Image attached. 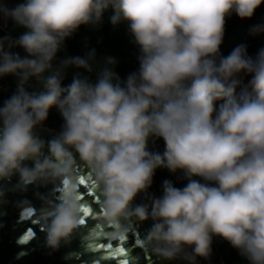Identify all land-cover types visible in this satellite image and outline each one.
<instances>
[{"label": "clouds", "instance_id": "9594fccd", "mask_svg": "<svg viewBox=\"0 0 264 264\" xmlns=\"http://www.w3.org/2000/svg\"><path fill=\"white\" fill-rule=\"evenodd\" d=\"M262 3L26 0L12 9L0 4V14L26 29L14 42L0 39V76L19 81L17 93L0 107V181L18 175L21 190L53 185L39 215L28 202L21 212L36 217L32 222L46 234L50 249L68 242L94 212L98 224L83 237L87 251L98 226L113 229L110 239L125 241L137 222L151 218L152 227L137 245L158 259H176L185 246L193 249L186 259L207 258L216 235L250 264H264V49L254 59L244 46L219 57L226 17L234 12L251 18ZM110 8L113 27L127 25L140 46L138 72L122 86L110 67L115 61L107 58L94 84L77 76L62 87L65 68L91 71L95 57L92 52L65 59L53 69L65 38L81 25L98 26ZM252 31L264 32V25ZM14 45L28 56L13 53ZM242 72L252 75L251 92L237 97ZM30 78L40 90H25ZM217 101H223L218 109ZM52 107L63 124L46 142L36 130ZM150 136L163 138V154L147 150ZM158 168L183 170L189 182L181 189L165 181L150 211L147 205L133 206ZM82 186L97 194L96 209L86 206ZM23 242L25 237L18 241ZM135 259L129 254L125 262Z\"/></svg>", "mask_w": 264, "mask_h": 264}, {"label": "trees", "instance_id": "16d2710c", "mask_svg": "<svg viewBox=\"0 0 264 264\" xmlns=\"http://www.w3.org/2000/svg\"><path fill=\"white\" fill-rule=\"evenodd\" d=\"M26 0H0V4L8 9L15 8L17 5L25 3ZM114 14L110 8L102 14L101 23L98 26L81 25L70 37L65 38L63 45L58 50L52 61L53 69L60 66L65 59L74 57L85 58L94 52L95 57L90 60L91 71L84 68H77L69 65L63 70L61 86L68 87L74 77L86 78L90 83H95L105 66L107 58H112L115 63L110 67L119 78L121 85L126 83L127 77L139 70L138 57L140 55V46L135 43L133 37L127 30V25L120 24L113 27L110 17ZM257 25H264V3H262L254 12L251 18L241 19L234 12L225 19V29L222 43L219 47V57H227L235 48L244 46L247 55L253 59L258 52L264 49V32L254 34L252 29ZM25 28L17 25L11 18H5L0 14V39L10 38L12 42L16 41L24 32ZM5 50H8L7 44ZM13 53L19 54L25 58L28 54L22 47L14 45L10 49ZM219 63V58L217 59ZM46 73L45 75H48ZM239 84L235 90V95L239 97L251 85L252 75L241 73L238 77ZM18 77L15 75L0 76V107L4 102L11 98L18 90ZM25 90L29 93L40 90V85L35 78H30L25 84ZM223 101H217L215 107L218 109ZM63 124V118L56 107L49 110L48 119L44 127L60 131ZM166 149L163 138L150 136L147 142L149 152H158L163 154ZM200 183H205L201 177H192ZM165 181L171 182L174 187L183 188L187 185L188 178L183 170H177L175 173L166 168H158L152 177V184L149 192L159 198L163 194V184ZM210 255L200 257L204 264H250L246 257L240 251L234 248L227 240L220 236L213 235L210 244Z\"/></svg>", "mask_w": 264, "mask_h": 264}, {"label": "water", "instance_id": "95a60500", "mask_svg": "<svg viewBox=\"0 0 264 264\" xmlns=\"http://www.w3.org/2000/svg\"><path fill=\"white\" fill-rule=\"evenodd\" d=\"M36 131L46 142L58 133L57 130L45 127ZM26 163L32 166L31 162ZM18 181V175L13 176L11 181H0V191L4 193L3 197H0V264H94V261L99 264H125V258L129 254L136 258L132 264H196L185 258V250L176 259L162 260L137 245V240L143 239L152 227L154 222L151 218L137 222L134 225V233L129 232L125 241L110 239L107 233L113 229L98 226L95 236L90 239L92 248L87 251L83 237L88 234L90 228L98 224L94 212L85 216V226L77 230L68 242H61L58 249L52 250L46 244V234L38 224L32 222L36 217L30 220L27 215L21 216V212L24 202H28L39 215L44 206L42 198H50L53 185L35 184L21 190L16 187ZM81 193L87 202L86 206L90 210L96 209L97 194L83 186ZM152 200L147 189L138 193L132 204L147 205L150 211ZM21 237H25L22 244L18 243Z\"/></svg>", "mask_w": 264, "mask_h": 264}, {"label": "rangeland", "instance_id": "374dc122", "mask_svg": "<svg viewBox=\"0 0 264 264\" xmlns=\"http://www.w3.org/2000/svg\"><path fill=\"white\" fill-rule=\"evenodd\" d=\"M248 92H251V85H249L247 87V90ZM151 194V193H150ZM152 198L154 199L155 197L151 194ZM185 253L188 255V256H191L192 255V252H193V249L192 247H189V246H185ZM193 263H196V264H204V262L201 260L200 256H196L195 257V260L192 261Z\"/></svg>", "mask_w": 264, "mask_h": 264}, {"label": "bare ground", "instance_id": "6f19581e", "mask_svg": "<svg viewBox=\"0 0 264 264\" xmlns=\"http://www.w3.org/2000/svg\"><path fill=\"white\" fill-rule=\"evenodd\" d=\"M187 255V254H186ZM188 256V255H187ZM191 263H193L192 261H191Z\"/></svg>", "mask_w": 264, "mask_h": 264}, {"label": "snow or ice", "instance_id": "6c2138e0", "mask_svg": "<svg viewBox=\"0 0 264 264\" xmlns=\"http://www.w3.org/2000/svg\"><path fill=\"white\" fill-rule=\"evenodd\" d=\"M125 264H126V262H125Z\"/></svg>", "mask_w": 264, "mask_h": 264}]
</instances>
